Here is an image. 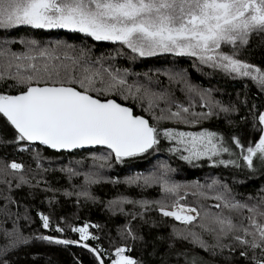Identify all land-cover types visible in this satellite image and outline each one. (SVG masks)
Returning a JSON list of instances; mask_svg holds the SVG:
<instances>
[{"label":"trees","instance_id":"1","mask_svg":"<svg viewBox=\"0 0 264 264\" xmlns=\"http://www.w3.org/2000/svg\"><path fill=\"white\" fill-rule=\"evenodd\" d=\"M33 40L37 44L30 46L27 42ZM30 47L34 48L31 52ZM42 49L55 51L69 65L72 61L65 60V55L80 58L83 54L81 63L88 62L85 66L118 72L134 95L126 89L107 95L92 94L102 99L115 98L133 107L137 114L147 116L159 130L160 142L142 155L118 162L106 147L56 151L40 143L19 141L15 128L0 114V264H99L92 249L99 251L104 264H110L115 249L120 247H127L138 264H192L193 260L197 264H252L251 256L260 257L258 250L242 257L240 252L245 249L230 237L218 240L198 223L185 225L163 216L159 208L183 196L180 202L196 207L202 215L205 211H223L236 219V212L214 207L220 203L214 197L224 186L230 190V197L240 203L264 201V169L250 171L236 163L222 164L226 156H220L223 153L217 160L202 156L189 162L181 158L189 155L185 151L189 146L178 149L176 140L172 142L163 135L166 129L214 132L224 146L229 145L243 157V149L236 146L235 140L246 148L262 134L264 126L258 118L264 113V87L251 77L202 64L194 57H139L119 42L95 41L63 29L20 26L0 29V51L4 53L0 56V72L5 73V78L0 79V95L26 90L12 77L17 64L26 66L29 61L16 60L12 54L38 56ZM222 51L235 53L241 61L264 71V32L251 34L247 44H238L235 49L225 45ZM42 61L38 57L34 62ZM79 71L77 67L75 74ZM107 72L105 79L109 78ZM101 86L97 82V87ZM150 101L155 104L151 109ZM178 108L189 109L183 114L186 122L157 119L162 110L166 115L167 110L175 112ZM199 113L210 114L194 115ZM12 162L20 163L22 169L8 167ZM162 175L170 184L181 186L176 194L166 193L155 180L145 183L146 178ZM114 201L121 203L113 204ZM42 216L49 218L48 228L43 226ZM85 224L89 225L90 238L82 241L73 228ZM176 232H183L187 238ZM189 232L198 233L208 249L194 242ZM43 236L78 243L58 244L40 239Z\"/></svg>","mask_w":264,"mask_h":264},{"label":"snow or ice","instance_id":"2","mask_svg":"<svg viewBox=\"0 0 264 264\" xmlns=\"http://www.w3.org/2000/svg\"><path fill=\"white\" fill-rule=\"evenodd\" d=\"M20 26L63 29L85 34L95 41L119 42L139 57L160 54L194 57L202 64L251 77L264 87V71L241 61L235 53L229 55L222 51L225 45L235 49L238 44H247L251 34L264 32V0H0V29ZM27 43L30 46L37 44L35 40ZM33 50V47L29 48L30 52ZM2 55L4 53L0 51ZM12 55L16 60L23 58L29 61L26 66L17 64L16 74L12 77L26 90L15 96L0 95V114L15 128L19 141L39 142L56 150L105 146L118 162L142 155L159 144V130L151 126L148 119L134 115L132 109L113 99L101 100L92 94L107 95L126 89L134 95L131 86H127L118 72L85 66L88 62L81 63L83 54L80 58L65 55L64 59L71 60V65L48 49L40 50L38 56L27 53ZM38 57L43 58L41 63L34 62ZM77 67L80 69L78 75L75 74ZM105 72L108 79H105ZM4 78L5 73L0 72V79ZM97 82L102 86L97 87ZM148 107L151 109L155 104L150 101ZM188 112V108H178L175 112L167 110L165 115L162 110L157 119L175 118L186 122L183 114ZM209 114L194 115L206 117ZM258 119L264 126V113ZM261 133L258 141L246 148L238 139L235 140L236 146L243 149V160L250 169L254 167V158L264 162V127H261ZM163 135L190 145L185 148L189 155L181 157L189 162L202 156L211 158L221 152H229L222 138L214 132L166 129ZM220 163L227 165L235 161L221 160ZM8 167L21 170L23 166L12 162ZM152 180L160 183L166 193L176 194L181 187L170 184L163 175L146 178L145 183ZM229 193L230 190L224 186V190L214 197L220 202L214 207L236 212V219L223 211L215 214L205 211L202 215L196 207L181 203L183 196L170 206L161 205L159 211L185 225L198 223L202 230L215 234L218 240L230 237L245 249L240 252L242 257L258 250L260 257L253 255L250 260L252 264H264V201L254 205L240 203ZM119 203L121 201L113 202ZM41 218L43 226L48 228L49 218ZM88 229L89 225L85 224L73 228V231L80 234L82 241H87L90 238ZM57 231L63 229L57 228ZM128 234L132 235L130 229ZM176 235L184 236V233L176 232ZM188 236L208 249L198 233L189 232ZM40 239L58 244L78 243L48 236ZM83 246L88 247L87 244ZM92 251L96 252L99 264H104L99 251ZM125 252L123 247L116 248L112 264H138ZM192 264H197V261L193 260Z\"/></svg>","mask_w":264,"mask_h":264},{"label":"rangeland","instance_id":"3","mask_svg":"<svg viewBox=\"0 0 264 264\" xmlns=\"http://www.w3.org/2000/svg\"><path fill=\"white\" fill-rule=\"evenodd\" d=\"M169 140H170V138H168ZM172 142H174L173 140H172ZM176 147L178 148V149H181V148H183V150H184V148L186 147V146H189L190 147V145L186 142L185 144H181V143H179L178 141H177V143H176ZM225 147H228L229 148V152H227L226 154L224 153V152H221V153H223V154H221L220 156H222V155H226L225 157H223L221 160H223V161H229V160H231V161H235V163L236 164H238V165H241V166H243L245 169H248V170H250V171H259V170H262V169H264V162H262V161H260V160H258V159H255L254 158V167L253 168H248L247 167V165H246V162L243 160V157H241L240 155H236L235 154V151L229 146V145H225ZM219 155H217V156H213V160H217L219 157H220ZM210 159H212V157L210 158ZM236 164L234 165V164H227V165H233V166H236ZM189 206H191V205H189ZM194 207V206H193ZM169 210H171V209H169ZM80 227H83V226H80ZM89 231V230H88ZM125 254L127 255L128 254V252L126 251L125 252ZM129 255V254H128ZM131 257V256H130Z\"/></svg>","mask_w":264,"mask_h":264},{"label":"water","instance_id":"4","mask_svg":"<svg viewBox=\"0 0 264 264\" xmlns=\"http://www.w3.org/2000/svg\"><path fill=\"white\" fill-rule=\"evenodd\" d=\"M22 92H23V91H22ZM22 92H19V93H17V94H13V96H15V95H19V94L22 93ZM97 98H99V97H97ZM99 99H101V100H107V99H102V98H99ZM108 99H113V100H115L117 103L121 104L122 106H125V107H128V108L132 109V112H133L134 115L142 116V117H144L145 119H148L150 125L153 126V124L151 123L150 119H149L147 116L142 115V114H137V113L135 112L134 108L131 107L130 105H128V104H124V103L118 101V100L115 99V98H108ZM153 127H154V126H153ZM32 143H39V142H32ZM47 147H48V146H47ZM95 147H105V146H86V147H84V148H95ZM49 148H50V147H49ZM51 149H52V148H51ZM79 149H81V148H79ZM53 150H56V149H53ZM74 150H77V149H73V150H56V151H74ZM150 150H151V149H150Z\"/></svg>","mask_w":264,"mask_h":264},{"label":"built area","instance_id":"5","mask_svg":"<svg viewBox=\"0 0 264 264\" xmlns=\"http://www.w3.org/2000/svg\"><path fill=\"white\" fill-rule=\"evenodd\" d=\"M191 207H193V206H191ZM125 249H126V251H127V247H124ZM128 255V254H127ZM130 256V255H129ZM110 264H112V262L110 263Z\"/></svg>","mask_w":264,"mask_h":264}]
</instances>
